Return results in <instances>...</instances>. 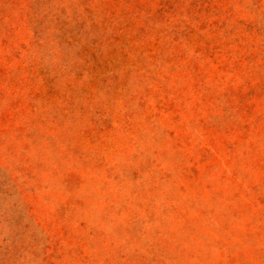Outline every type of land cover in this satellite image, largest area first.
Listing matches in <instances>:
<instances>
[{
  "label": "rangeland",
  "instance_id": "374dc122",
  "mask_svg": "<svg viewBox=\"0 0 264 264\" xmlns=\"http://www.w3.org/2000/svg\"><path fill=\"white\" fill-rule=\"evenodd\" d=\"M0 264H264V0H0Z\"/></svg>",
  "mask_w": 264,
  "mask_h": 264
}]
</instances>
